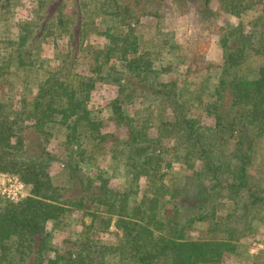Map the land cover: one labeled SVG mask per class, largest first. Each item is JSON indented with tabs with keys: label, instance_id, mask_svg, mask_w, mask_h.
<instances>
[{
	"label": "trees",
	"instance_id": "1",
	"mask_svg": "<svg viewBox=\"0 0 264 264\" xmlns=\"http://www.w3.org/2000/svg\"><path fill=\"white\" fill-rule=\"evenodd\" d=\"M34 1L15 22L22 0H0V174L26 188L0 194V264H262L247 240L264 222L251 164L264 135V0ZM166 2L179 22L194 6L219 59L158 27ZM249 52L262 58L254 68ZM97 80L114 86L105 115ZM53 163L70 178L65 190ZM67 214L62 250L54 239Z\"/></svg>",
	"mask_w": 264,
	"mask_h": 264
},
{
	"label": "rangeland",
	"instance_id": "2",
	"mask_svg": "<svg viewBox=\"0 0 264 264\" xmlns=\"http://www.w3.org/2000/svg\"><path fill=\"white\" fill-rule=\"evenodd\" d=\"M23 3V7L19 10L17 17L15 18V22L22 18V17H26L29 15L31 7L35 5V1L34 0H22ZM176 14L173 12L172 10V6L169 2H166L165 4V16L158 18L157 22L159 23L160 26H158L159 28H161V26H163V30L165 32H167L168 36H171L170 38H172L173 43L177 42V41H184V40H191V39H199L200 41L206 42L208 43L211 48H210V55H212L213 57L219 59L220 55H219V51L216 48V35H212L211 33H209L207 31V28L205 27L204 23L201 22L196 14L195 8L194 6H192L189 10L188 16L187 18H185V20L183 22H179L178 20H176L175 18ZM155 22H152L150 27L148 26V30L145 34V36H147L148 33H151V31L155 30ZM11 32L14 34L16 32V25H12L11 27ZM173 36V37H172ZM94 44H96V42L94 41ZM46 54H50V52H46ZM249 67L254 68L257 64H259V62L261 61V57L255 55L253 52H249ZM87 59V58H86ZM90 63L85 62L84 61L78 65L77 67V73L80 77H85L86 75H88L89 72V68H90ZM114 86L110 85L108 83H103L101 81H96L95 82V87L93 89V98L95 103L97 104L98 107H101V115H105L107 112L104 109L105 108V104L107 102V100L109 99V97L111 95L114 94V90H113ZM202 107L199 106L197 108H191L190 110H188V114L189 115H198L201 112ZM113 129L114 131H116L117 133H120L123 131L124 127H117L114 129V127L109 124L107 121H104L103 124V130L105 129ZM151 131H154V129L152 128ZM258 143L256 147V151L253 154V159H252V167H253V177L255 179V181L260 185L263 186L264 185V135L263 137H261L260 139H258ZM57 142V140H56ZM232 143V142H231ZM233 144V143H232ZM96 161L99 163V167L103 170L104 176L105 177H109V181L113 184L114 182H116L115 177H112L111 173L112 170L110 168V163L105 162L104 159H101L100 157L96 159ZM90 163V162H87ZM85 163L84 167L87 168V166H89V164ZM51 176H52V180L53 183L55 185H59L62 187H65L64 190L66 189V187H69L70 185V178L67 175L66 170L64 169V166L61 163H53L52 167H51ZM170 174V176L173 177H180L183 174V170L181 167L175 166L170 172H168V175ZM1 178H0V194L2 195H7V191L6 190H10L11 191H16L19 192L18 190H20L18 188V177H9V176H4L3 174H1ZM11 175V174H8ZM168 175L166 174L164 177H168ZM10 178V179H8ZM141 187H140V193H146L148 195H150L153 191V187L150 186L149 184H147L144 180V178H141ZM4 187H7L5 191H3L2 189H4ZM22 192L23 194L26 193V188L25 186L22 187ZM8 196V195H7ZM140 195H138L139 197ZM162 203L164 206L159 208V211H168L169 208V203L164 202H160ZM72 225H73V216L71 214H67L65 216V223L64 225L61 227V229L58 231L55 239H54V244H56L57 246H59L62 250L63 249H67L70 247V243L65 241L68 237H70L72 235ZM196 226L198 228H204L206 227V223L199 221L196 222ZM264 223H262L258 230L255 233V237L250 238L247 240V245H248V249L251 253H258L257 255V261H259L260 263L264 264ZM111 239L108 236H103L102 237V241H110ZM239 256H233L232 258H230V260L227 261L228 264H251L250 260H243V257H241L242 259L239 260Z\"/></svg>",
	"mask_w": 264,
	"mask_h": 264
},
{
	"label": "built area",
	"instance_id": "3",
	"mask_svg": "<svg viewBox=\"0 0 264 264\" xmlns=\"http://www.w3.org/2000/svg\"><path fill=\"white\" fill-rule=\"evenodd\" d=\"M4 176L6 175V174H3ZM1 174H0V178H1ZM6 176H8V175H6ZM9 177H11V176H9ZM8 179H10V178H8ZM19 180V179H18ZM18 182V188L20 189V190H18L19 192H16V191H11L10 192V190L8 189V190H6V188L7 187H4V189H2L3 191H7V195L11 198V199H17L19 196H21V195H23V192H22V187L24 186L23 185V183L21 182V181H17Z\"/></svg>",
	"mask_w": 264,
	"mask_h": 264
},
{
	"label": "crops",
	"instance_id": "4",
	"mask_svg": "<svg viewBox=\"0 0 264 264\" xmlns=\"http://www.w3.org/2000/svg\"><path fill=\"white\" fill-rule=\"evenodd\" d=\"M4 174L8 175V173H4ZM8 176H11V177H17V176H14V175H8ZM19 181H20V180H19ZM262 223H264V222H262ZM262 223H261V224H262ZM261 224H260V225H261ZM260 225H259V226H260ZM258 228H259V227H258ZM257 230H258V229H257ZM263 232H264V231H263Z\"/></svg>",
	"mask_w": 264,
	"mask_h": 264
}]
</instances>
